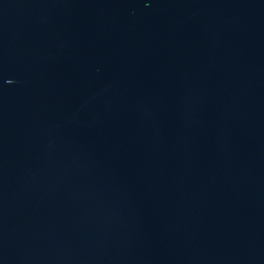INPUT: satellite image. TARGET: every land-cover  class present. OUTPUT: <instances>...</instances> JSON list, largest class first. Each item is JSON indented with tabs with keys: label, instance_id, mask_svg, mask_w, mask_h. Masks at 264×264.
I'll return each mask as SVG.
<instances>
[{
	"label": "water",
	"instance_id": "95a60500",
	"mask_svg": "<svg viewBox=\"0 0 264 264\" xmlns=\"http://www.w3.org/2000/svg\"><path fill=\"white\" fill-rule=\"evenodd\" d=\"M0 264H264V0H0Z\"/></svg>",
	"mask_w": 264,
	"mask_h": 264
}]
</instances>
